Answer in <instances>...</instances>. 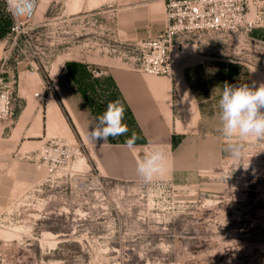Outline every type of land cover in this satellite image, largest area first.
<instances>
[{
  "label": "rangeland",
  "instance_id": "1",
  "mask_svg": "<svg viewBox=\"0 0 264 264\" xmlns=\"http://www.w3.org/2000/svg\"><path fill=\"white\" fill-rule=\"evenodd\" d=\"M167 4L37 0L29 35L13 43L12 23L0 0V60L10 51L22 61L15 71L17 89L21 81L38 85L31 74L37 66L50 82L48 90L68 95L76 117L97 118L109 102L124 104L112 79L96 77L94 70L134 71L130 58L140 55V43L167 26ZM147 18L148 28L137 24ZM263 29L264 24L247 36L204 32L186 40L185 55L173 54L181 90L174 119L177 130L188 134L186 156L177 158L178 171L171 177L150 183L109 179L92 166L80 139L71 143L57 133L41 143L30 139L27 150L33 155L52 138L69 144L75 155L54 176L32 159L31 174L20 176L14 160L5 175L0 168V264H264V140L224 137L218 107L224 82L264 83ZM31 55L35 62L28 64L24 59L33 60ZM196 103L203 107L199 117ZM20 114L17 107L12 120L0 121V135L16 128L19 117L34 123V114ZM123 122L129 131L111 141L136 134L126 110ZM141 141L138 137L136 143ZM230 142L243 144L239 160L226 151ZM78 151L87 156L90 170L87 158L78 166Z\"/></svg>",
  "mask_w": 264,
  "mask_h": 264
},
{
  "label": "crops",
  "instance_id": "2",
  "mask_svg": "<svg viewBox=\"0 0 264 264\" xmlns=\"http://www.w3.org/2000/svg\"><path fill=\"white\" fill-rule=\"evenodd\" d=\"M137 21V24L143 22L142 27L150 26L148 18ZM261 33L264 34V29ZM262 39L264 41V37ZM35 70H32L31 74L38 80V85L28 86L21 81L17 89L18 108H20L21 114L30 116L34 114V123L33 118L22 123L20 121L22 117H19L16 128L10 130L6 137L0 135V168L4 175L12 160L15 161V169L20 176L33 173L36 166L33 163H28L33 155V150H27L28 147H31L30 143L34 142L30 139L38 138L40 140L36 142L41 143L48 134L53 133L67 138L71 143L77 144L80 139L92 166L98 170L101 176L109 179L125 182L142 180L136 173L137 161L157 146L164 149L167 157L164 175L171 177L178 171L176 160L186 156L183 144L188 133L187 130L183 133L179 132L175 124L177 120L174 119V100L178 99L177 94L180 95L181 91L178 90L177 71L174 77L167 79L165 77H147L126 68L103 69L106 75L112 79L132 122V127L142 140L140 143H135V146L130 149L125 142H113L108 139L107 142L97 143L91 140L89 132L96 117L82 116V114L76 117L66 101L68 95H65L63 90L53 88L48 90L50 88L47 86L50 84L49 80H45L38 70ZM65 72H62L61 75ZM23 74L26 75L25 72ZM180 77L187 92H190L195 100L193 89L186 82L183 73ZM51 79L54 80V78ZM36 93H39L37 98ZM58 97L76 130L69 124L60 107ZM202 109L201 104L196 103L198 117ZM87 162V169L90 170L91 165L88 158Z\"/></svg>",
  "mask_w": 264,
  "mask_h": 264
},
{
  "label": "built area",
  "instance_id": "3",
  "mask_svg": "<svg viewBox=\"0 0 264 264\" xmlns=\"http://www.w3.org/2000/svg\"><path fill=\"white\" fill-rule=\"evenodd\" d=\"M36 0H5L6 12L11 20L13 43L29 35ZM264 24V0H168L167 26L162 33L140 43V55L131 57L132 69L155 76L172 77L175 70L173 58L187 39L204 32H222L247 36L255 27ZM35 54V52H33ZM30 57V56H29ZM26 57L28 64L35 62ZM22 61L9 51L0 60V121L12 120L18 107L16 86L17 66ZM36 70L38 67L36 66ZM93 74L106 75L95 69ZM36 97L39 93L35 94ZM74 149L57 138L47 140L31 156L49 176H54L66 164L73 161Z\"/></svg>",
  "mask_w": 264,
  "mask_h": 264
},
{
  "label": "clouds",
  "instance_id": "4",
  "mask_svg": "<svg viewBox=\"0 0 264 264\" xmlns=\"http://www.w3.org/2000/svg\"><path fill=\"white\" fill-rule=\"evenodd\" d=\"M4 97H0L3 100ZM220 110V131L230 141L264 140V83L259 87L247 84L231 85L224 82L218 100ZM124 106L120 101L109 102L106 111L98 116L90 129L89 136L94 142H107L125 135L129 130L124 121ZM138 137L135 133L125 141L128 148L135 146ZM226 151L230 158L239 160L244 151L242 143L230 142ZM166 153L160 146L154 147L141 160L137 161L136 173L144 183L166 172Z\"/></svg>",
  "mask_w": 264,
  "mask_h": 264
},
{
  "label": "bare ground",
  "instance_id": "5",
  "mask_svg": "<svg viewBox=\"0 0 264 264\" xmlns=\"http://www.w3.org/2000/svg\"><path fill=\"white\" fill-rule=\"evenodd\" d=\"M36 2H37V0H36ZM35 12H36V4H35L34 15H35ZM33 17H34V16H33ZM173 50H174V54H179V55H181V56H183V55L186 54V51H185L186 49H185V48H184L182 51H177L176 48L174 47ZM176 68H177V67H176ZM35 71H36V70H35ZM175 72H176V69L174 70V74H173L172 77L175 76ZM258 78H259V77H258ZM257 81H258V80H257ZM256 83H257V82H256ZM257 85H259V84H257ZM38 97H39V96H38ZM77 158H78V161H77L78 166H81V164L86 160V157L83 156V154H82L81 152H79V151H78Z\"/></svg>",
  "mask_w": 264,
  "mask_h": 264
},
{
  "label": "trees",
  "instance_id": "6",
  "mask_svg": "<svg viewBox=\"0 0 264 264\" xmlns=\"http://www.w3.org/2000/svg\"><path fill=\"white\" fill-rule=\"evenodd\" d=\"M58 102H59L60 107L62 108V110H63L65 116L67 117V120H68L69 124L71 125V127H72L74 130H76V128H75L74 124L72 123V120H71V118H70L68 112L66 111V109H65L64 105L62 104V102H61V100H60L59 97H58Z\"/></svg>",
  "mask_w": 264,
  "mask_h": 264
}]
</instances>
